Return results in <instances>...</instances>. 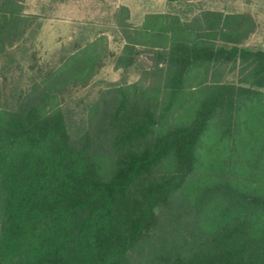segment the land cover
<instances>
[{"label":"trees","instance_id":"obj_1","mask_svg":"<svg viewBox=\"0 0 264 264\" xmlns=\"http://www.w3.org/2000/svg\"><path fill=\"white\" fill-rule=\"evenodd\" d=\"M24 9L0 0V264H264L253 18L151 13L133 27L120 7L119 53L105 35L74 42L24 83L14 54L38 20ZM108 59L139 79L100 88L74 119L73 92Z\"/></svg>","mask_w":264,"mask_h":264},{"label":"rangeland","instance_id":"obj_2","mask_svg":"<svg viewBox=\"0 0 264 264\" xmlns=\"http://www.w3.org/2000/svg\"><path fill=\"white\" fill-rule=\"evenodd\" d=\"M188 1L190 6H185L184 1L168 3L166 0H25L24 12L37 15L38 20L33 37L30 36L25 46L14 54L21 65V73L17 68L15 76L26 83L31 73L30 65L52 67L63 54L70 52L74 42L84 44L98 35L107 37L109 51L119 53L124 42L116 25V13L120 7L127 8V21L133 27L140 26L144 17L151 13L176 14L186 20L210 8L249 14L255 22V30L245 44L264 49L263 0H233L232 7L221 5L228 0ZM144 55L148 53L140 55L139 62L147 66L151 62ZM139 72L136 67L126 72L114 69L113 60L108 59L89 86L73 92L69 102L73 118H80L81 108L97 98L100 88L137 81Z\"/></svg>","mask_w":264,"mask_h":264},{"label":"crops","instance_id":"obj_3","mask_svg":"<svg viewBox=\"0 0 264 264\" xmlns=\"http://www.w3.org/2000/svg\"><path fill=\"white\" fill-rule=\"evenodd\" d=\"M181 1H184V2H186L185 4V6H190V5H188V3H187V1L188 0H181ZM181 1H179V2H181ZM166 2H168V3H178V2H169V1H166ZM189 2V1H188ZM233 4H234V2H233V0H228V1H226V3H224V4H221V5H224V6H228V7H232L233 6ZM248 4V3H247ZM261 6H263V8H264V0H263V2H262V5ZM207 10H214V11H222V12H225L224 11V8H217V9H213V8H210V9H207ZM225 13H232V12H225ZM233 13H239V12H233ZM248 46V45H247Z\"/></svg>","mask_w":264,"mask_h":264},{"label":"water","instance_id":"obj_4","mask_svg":"<svg viewBox=\"0 0 264 264\" xmlns=\"http://www.w3.org/2000/svg\"><path fill=\"white\" fill-rule=\"evenodd\" d=\"M145 56V58L148 60V61H150V62H152L153 61V55H144Z\"/></svg>","mask_w":264,"mask_h":264}]
</instances>
